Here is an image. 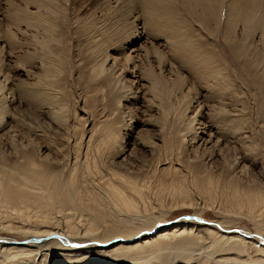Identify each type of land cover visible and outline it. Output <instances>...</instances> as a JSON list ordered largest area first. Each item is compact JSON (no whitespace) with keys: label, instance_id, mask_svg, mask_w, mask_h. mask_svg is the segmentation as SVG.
Segmentation results:
<instances>
[{"label":"rangeland","instance_id":"374dc122","mask_svg":"<svg viewBox=\"0 0 264 264\" xmlns=\"http://www.w3.org/2000/svg\"><path fill=\"white\" fill-rule=\"evenodd\" d=\"M34 1L0 0V104L8 109L0 127V180L7 176L12 184L22 183L14 172L22 169L27 157L37 166L33 172L38 170L36 181L44 187L63 190L72 179L74 185L69 187L80 202L77 212L90 213L100 224L98 236L121 231L123 226L116 228L120 225L116 221L126 220L129 228L153 226L135 236L144 239L181 218L197 216L200 221L218 222L226 231L243 232L252 240L248 254H255L257 245L263 246L264 217L260 227L246 216L227 214L222 195L234 183L245 191L264 192L262 30L245 28L238 17L232 19L227 11L232 0H225L226 11L218 21L202 19L203 9H191L183 0H163L175 7L167 17L162 15L161 0H46L47 8ZM169 22L179 32L186 31L205 59L189 58L191 45L185 39L180 38L187 43V52L177 44L170 47L168 38L155 34L158 24ZM206 62L219 64L222 72L213 76L204 67ZM45 67L51 70L47 77ZM154 77L161 88L153 92ZM50 98L56 105L48 103ZM55 111L62 114L56 117ZM191 117L194 139L186 133ZM233 121L242 134L235 132ZM107 122L117 138L105 166L145 183L149 196L143 213L127 216L110 211L106 185L99 186L95 176H88L73 161L79 142L83 146L80 134L88 130L85 138ZM167 156L187 172L191 168L200 183L212 178V200L190 183L191 172L184 181L185 197H171L170 183L183 178L181 171L159 170ZM1 229V239L20 237ZM56 233L45 236V241L90 245L92 250L100 244L92 239L72 245L74 239ZM116 241L112 237L107 242Z\"/></svg>","mask_w":264,"mask_h":264},{"label":"bare ground","instance_id":"6f19581e","mask_svg":"<svg viewBox=\"0 0 264 264\" xmlns=\"http://www.w3.org/2000/svg\"><path fill=\"white\" fill-rule=\"evenodd\" d=\"M161 1L159 5L162 8V15L167 17L170 12L173 13L175 7L171 2L168 4L163 0ZM35 2L45 5L46 8L47 4L50 3H46V0L44 3L38 0ZM232 2L231 8L227 10L231 15H234L232 19L238 17L245 28H260L264 38V4H261L258 0H232ZM183 3L187 4L191 9L202 8L205 15H201V18L206 21L208 18L216 21L221 19V15L223 11H226L225 7L227 5L225 0H183ZM174 22L180 21L176 20ZM169 23L167 25L158 24V27H155V34L159 33L166 41L169 39L170 47L174 48L177 44L186 52L189 50L187 47V43H189L191 47L190 51L187 52L188 57L205 59V54L192 43L186 31L179 32V27ZM180 38L182 40L185 39L187 43L181 41ZM41 45H45L43 41H41ZM103 61L98 64L100 67L99 71H101ZM204 67L209 68L213 76L221 73V69H223L219 64L211 66L209 62H206ZM50 71L49 68H46L45 77ZM150 73L148 74L150 75ZM151 81V91L154 92V90L161 88L159 81L155 77ZM220 84L218 86H221ZM0 89H2L1 86ZM53 101L50 98L48 103L51 102L52 104ZM1 105L0 127L3 124L4 117H6V111H8ZM59 107L60 109L58 110L60 111L61 107L62 110L64 108L63 105ZM61 114L55 111L56 117ZM193 117L195 116L193 115ZM193 120L194 118L191 117L186 125V133L191 139L195 138L196 133L194 131L196 129L192 125ZM235 122L233 121L232 127L236 133L240 134L239 127ZM84 131L80 134L81 137L79 136L83 140V146L79 140L80 148L77 152L75 151L76 154L73 155V161H76V164L88 176H93V178L95 176L99 186L106 185V193L111 200L109 202V210L127 216L136 215L142 210L145 211L147 208L146 197L149 196L148 187L145 183H136L129 174L124 175L125 171L120 173L118 170L105 166L106 159L111 155L117 138L112 124L107 122L99 127H94L91 132L87 133L85 138H82ZM170 149H172V146ZM171 152L170 150L169 153L168 151L166 153L170 155ZM166 158V160L161 158L163 161H160L161 164L158 163L161 165L159 170L172 169L174 172L181 171V177L183 178V180L176 179L170 183L167 189L168 194L171 197L175 195L185 197L184 181L189 179L190 175L188 174L192 169L190 168L191 171L187 172L188 170L184 169L180 163L174 162V158L170 156ZM32 162L26 157L25 162L20 164L22 169L14 172L17 177L19 176L23 180L22 183L20 181L15 183L18 181L13 180L15 184H12L7 176L2 177L3 180H0V227L2 228L0 229L3 231L9 230V232L13 231L20 236L19 239L10 240L0 238V264H264V240H262L263 246L258 244L256 253L250 255L247 252V248L252 240L249 237H245L243 232L239 230H235L236 232L226 231L221 228L218 222H206L204 219L200 221L201 218L199 219L197 216L195 219L189 220L181 218L174 224L164 226L162 230L155 233L150 232L148 237L144 239H137L135 236L142 229L152 231L153 226L143 224L136 228H129L126 220L116 221V223L120 224L116 228L123 226L121 231L115 232V234H105L102 237L98 236L95 233L99 230L100 224L91 218L90 213L77 212L80 202L78 203V199L75 198L69 187L71 184L74 185L72 179L69 183H64L63 190L44 187L42 182L36 181V179H39L36 174L38 170L36 173L35 171L33 172V169L37 166ZM176 164L178 166H175ZM33 166L35 167L33 168ZM191 173L194 174L192 176L194 178L190 177V183H194L193 185L197 186L202 193L205 192L204 195L207 199L212 200L214 180L212 181V178H208L205 183H200L199 175L196 177L194 172ZM113 181H115V184ZM222 196H224V209L227 214L229 213L237 218L246 216L247 219L250 218V222L253 221L256 224L264 217V192L259 190L245 191L240 185L234 183L223 191ZM200 197H202L200 201L204 202L203 196L200 195ZM157 201L156 198L154 203ZM192 204L198 207L199 203L195 202ZM55 213L59 216L58 219L54 217L56 216ZM74 213L78 216L77 220L72 219ZM105 213L110 214V212ZM257 229L261 231L263 228ZM54 231L62 232L63 236L79 242L73 243L74 241H71L72 245H81L80 242L83 243V241L92 239L97 240V243L100 244L96 246V249L92 250L93 246L90 245L69 247L58 244L54 240L45 241V236L58 234ZM53 236H51V239L56 237ZM112 237L117 241L109 244L107 241ZM24 238L26 242H21ZM37 238H42L40 239L41 242L40 240L34 241ZM55 240L57 239L55 238ZM109 247L111 248L101 249Z\"/></svg>","mask_w":264,"mask_h":264}]
</instances>
